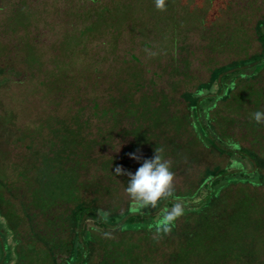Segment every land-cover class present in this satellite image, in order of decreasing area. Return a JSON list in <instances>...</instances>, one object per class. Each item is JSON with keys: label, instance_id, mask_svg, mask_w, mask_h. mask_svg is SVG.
I'll use <instances>...</instances> for the list:
<instances>
[{"label": "trees", "instance_id": "1", "mask_svg": "<svg viewBox=\"0 0 264 264\" xmlns=\"http://www.w3.org/2000/svg\"><path fill=\"white\" fill-rule=\"evenodd\" d=\"M132 1L126 0L125 6L119 9L127 16L117 14L116 17L108 7H103L104 12L96 14L93 21L96 23L88 26L89 30L109 27L107 32H112L114 38L127 31L139 33L145 37L143 45L150 50L153 38L149 36H155L157 31L164 33L169 39L163 47L168 55L163 66L168 78L171 82L178 78L190 86L193 61L183 54L194 50L181 45L185 41L180 37L190 30L188 23L195 18L196 30L207 42L198 46L196 52L199 53H193L194 61L200 69L209 71V78L198 82L193 89L184 90L178 99L174 96L175 100L170 101L173 106L186 104L184 113L180 110L175 113L166 107L169 94L164 91L165 87L156 88L157 77L163 75L159 70L153 71L151 80L134 81L127 74L123 82V71L117 73V80L113 76L104 77L99 68L82 76L74 70L77 68L73 64L75 54H66V62L61 59L64 55L61 47H53L60 54L50 49L45 55L35 47L31 55L27 53L24 61L34 72L43 75L37 80L42 91L52 97L55 109L63 104L68 93L73 96L63 106L64 112L71 114L72 119L76 113L79 116L75 122L70 120L72 124L62 123L60 141L54 147L55 158L41 169L43 174H27L24 170L11 181L0 171V216L8 227L7 236L11 237L10 244L6 241L8 250L2 248L3 254L0 252V262L134 264L129 257L132 252L123 238L115 236L106 243L102 239L103 232H124L140 234L145 239L154 234L164 237V246L160 248L165 262L162 264H264V177L261 172L264 123L257 124L252 118L254 112L264 111V13L259 14L253 32L247 27L253 12L264 11V3L260 0L227 1L241 7L242 12L232 15L233 24L230 19L221 20L225 9L218 0H209L213 21L206 14L197 15L193 6L195 0H166L165 11L157 10L154 0H149L146 15L151 23L141 28L144 15L134 12ZM19 10L15 8L18 23L25 25L28 14ZM14 46L10 48L16 52L19 44ZM205 53V57L201 56ZM223 53H229L225 64L216 59ZM127 55L131 58L126 56V63H134V69H145L138 55L131 52ZM13 58L11 54L4 59V72L16 68ZM48 65L50 71L45 70ZM217 77L220 91L215 96L207 95ZM98 82L105 86L108 83L110 89L103 87L99 93ZM126 83L131 91L125 93ZM75 91L76 95L72 94ZM137 91L142 92L140 100L134 97ZM94 118L98 125L93 122ZM186 124L192 130L190 138L194 141L191 142L204 150L229 155V163L219 168H198L193 182L187 177L188 169L193 166L190 160L184 173L171 167L175 174L173 195L160 200L156 207H140L125 192L129 177L116 176V167L122 166L135 174L144 159L154 156L155 148L172 147L174 151L180 144L178 134ZM83 129L88 136L95 133L94 129L100 130V135L89 140L83 135ZM119 136L130 138L122 154L107 153V146H112V141ZM162 136L166 139L164 144L159 143ZM93 146L103 150L102 159L90 154ZM141 147L147 150L142 157ZM130 153L140 159H132ZM165 154L164 151V157ZM101 163L106 164L103 176L93 175L91 167ZM179 180L183 185L177 188ZM124 182L120 188V183ZM117 187L124 188L122 200L126 207L123 211L109 204L108 196ZM176 202L183 204L184 213L169 225L170 231L164 232L162 212ZM104 213L108 215L105 217ZM174 240L177 241L175 250L167 253Z\"/></svg>", "mask_w": 264, "mask_h": 264}, {"label": "rangeland", "instance_id": "2", "mask_svg": "<svg viewBox=\"0 0 264 264\" xmlns=\"http://www.w3.org/2000/svg\"><path fill=\"white\" fill-rule=\"evenodd\" d=\"M125 1L126 0H101V2H95L93 4L87 0H0V54H3L2 59L0 58V171L1 174L7 177V180L12 181L18 172L24 170L27 174L34 175L39 172L40 175L43 174L41 169L46 168L55 158L54 147L55 144L60 141L59 131L62 123L68 122V124H72V121L75 122L76 116H79V113H76L73 115L75 119H72L70 116L71 114L64 112L66 109L63 106L73 95L67 93L63 104L55 109L53 101H51L52 97H48L45 91H42V86L37 78H41L43 75L34 72L25 58L28 57L27 53L31 55L34 47L37 51L45 55L46 53L49 54L48 50L53 49L54 46L61 47L63 50L62 53L64 54L61 56V59L66 62H68L66 60L68 59L66 54H75L77 58L73 59L75 60L73 64L75 63L77 68H74V70L79 71L82 76L84 74L89 75V72L92 73L94 68H99L100 71L104 72V77L110 76L111 78L113 76V78L117 80V73L123 71V82H125L124 80L127 74H130L132 76L130 78L134 81H137V79L144 81L151 80L153 71L159 70L163 75L162 77H157L156 81L158 85L156 88L161 89L165 87L164 91H167L169 94V102L167 103L168 105L166 104V107H169L170 111H176L175 113L179 110L181 113H184L186 104L183 103L173 106L170 101L173 98L175 100V97L178 99L184 90L193 89V87L197 86L196 84H198V82L202 80L205 81L209 78V71L200 69V66L194 61L195 56L193 53H199L196 52L198 46L207 42L202 39L201 35H199V31L196 30L197 28L193 23L195 16L193 17L194 19H190L191 21L188 23L190 30L180 37L181 41H185L181 43V45L186 47L190 46L192 52L194 50L193 53L186 52L183 54V57L187 55V59L193 61L190 65L192 74L190 86L187 85V83L180 82L178 78L177 81L174 82H171L168 78V74L164 68V63L168 59V55L167 51L163 52V47L167 45L169 39L164 33L161 34V32L157 31L154 33L155 36H149V38H153L151 39L153 46L150 50L143 45V38L145 37L139 33L134 34L129 31L123 34L116 33L117 35L114 38L115 35H113L112 32H107L110 29L109 27L96 29L95 31L89 30L88 26L96 23L93 22L97 17L96 14H102L104 12V9H102L103 7H108L113 14H116V17L117 14L118 17L123 15L119 9L125 6ZM218 1L220 5L223 3V8L225 9L223 14H221V20L227 22L228 19H230L229 21L234 24L235 18L232 19V15L236 16V14H239L241 7L236 5V3H227L229 0ZM132 2L131 6L134 8V12H139L141 15H144L140 22L141 28L145 24L151 23L146 15L149 0H133ZM240 2L245 3L243 0ZM260 2L264 3V0H260ZM193 6L197 15L206 14L208 19L213 21L214 15L209 10V8H211L209 0H195ZM15 8L27 12L28 15L25 17L27 23L25 25L18 23L19 21L16 17ZM253 13L247 25L251 32L254 30V25L257 22L259 14H263L264 11ZM20 14H18V16H21ZM109 19L110 18H108V25L111 24ZM16 44H19V47L16 52H14L10 47ZM74 49L76 50L75 52H73ZM53 50L56 51H53L54 54L61 53L60 51L57 52V49ZM128 52L138 55L144 62L143 66H146L145 69H142V67L141 69H134L136 67L134 63H126L125 58H131V55H127ZM229 53H223V55L217 56L216 59L222 64H225ZM11 54L15 57L13 60L17 63L16 68L12 71L6 69L4 72V59ZM206 54L207 53H205V55L202 54L201 56L205 57ZM214 56H216V54H214ZM24 59L26 60L24 61ZM92 65H96V67ZM47 68L48 69L45 70L50 71L49 65ZM141 74L144 75L141 76ZM37 75H39V77H37ZM219 79L220 78L217 77L211 91L208 92L207 95L215 96L220 91L221 83ZM100 82H98L96 88L99 93L103 91L104 88L110 89L108 83L105 86V83L101 84ZM37 87L40 88L39 91L36 89ZM125 89V93L131 91L129 84L126 83ZM76 93L77 91L72 94L76 95ZM134 94L136 100H140L142 92L137 91L134 92ZM71 119L72 121H70ZM93 122L97 125L99 124L96 118L93 119ZM59 123L61 124L59 125ZM184 127L185 128L182 129L183 133L181 131L182 134H178L181 138L177 149L173 151L172 147H169V149L163 147L164 151L167 153L165 154L167 155L165 158L171 161V167L178 168L184 173V167L190 160L193 166L190 165L191 167L188 169L189 174H187V177H190L189 180L193 182L195 178L194 175L197 173L198 168H205V166L219 168L229 163V155L222 154L217 150H204L202 146H199L195 142H191L194 141V139L190 138L192 130L187 124ZM93 132L95 133H91L88 136L84 131L83 135L89 140L99 137L98 134L100 135V130L97 132L96 129H94ZM164 132L165 131L162 130V133ZM129 140L130 138L128 137L124 138L123 136H119L115 139V142L112 141V146H107L106 152L109 154H122L123 147L126 146ZM165 141L166 139L162 136L159 143L164 144ZM160 146L163 145L160 144ZM141 149L143 150L140 152V156L142 157L145 156L144 154H146L147 150L145 147H141ZM84 150H87V147H85ZM100 150L101 151L93 146L92 149H90V154H92L93 157L102 159L104 152L101 148ZM135 163H137L136 160ZM105 166L106 164L104 163L98 166L94 165L91 167V173L95 176H103ZM261 172L264 177V166ZM124 184L125 182L120 183V188L121 185ZM176 185H178L176 186L177 188H180L183 183L179 180L176 182ZM123 187L121 190L117 187L115 192L108 196L109 204L111 206L115 205V207L117 205L116 208L120 211H123L126 207L125 201L122 200V196H124ZM260 189L263 190V188ZM8 232L9 230L6 226V222L0 216L1 253L2 248L8 250L7 242L9 244L11 242V237H8L6 234ZM108 234L109 236L106 237L105 233H102V239L105 243L109 238L113 240L115 236L123 238V241L125 240L124 243L132 252L129 257L134 264L165 263L162 261L163 257L161 256L163 251L160 250V248L164 246V237H158L154 234L149 239H145L142 238L143 236L140 234L126 235L124 232H108ZM176 244L177 241L174 240L170 245L171 248H167V253L175 250ZM0 264H5V262H0Z\"/></svg>", "mask_w": 264, "mask_h": 264}, {"label": "clouds", "instance_id": "3", "mask_svg": "<svg viewBox=\"0 0 264 264\" xmlns=\"http://www.w3.org/2000/svg\"><path fill=\"white\" fill-rule=\"evenodd\" d=\"M154 3L157 10H166V0H154ZM252 118L257 124L264 123V111L254 112ZM163 152V148H155L154 156L144 159L135 174L126 171L122 166H117L115 169L116 176L129 177L125 192L131 201L142 208L156 207L160 200L168 199L173 195L175 174L171 171V161L164 157ZM129 155L132 159H140L135 153ZM183 213L184 207L180 202L174 203L170 209H164L162 212L163 231H170L169 225ZM103 215L106 217L108 213ZM105 236L108 237L109 234L105 233Z\"/></svg>", "mask_w": 264, "mask_h": 264}]
</instances>
